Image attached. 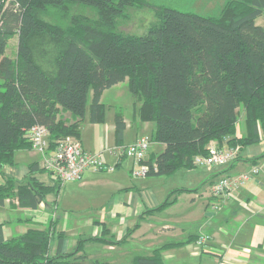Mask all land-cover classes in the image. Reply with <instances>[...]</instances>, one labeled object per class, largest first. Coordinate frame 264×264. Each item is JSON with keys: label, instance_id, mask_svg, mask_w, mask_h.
<instances>
[{"label": "trees", "instance_id": "1", "mask_svg": "<svg viewBox=\"0 0 264 264\" xmlns=\"http://www.w3.org/2000/svg\"><path fill=\"white\" fill-rule=\"evenodd\" d=\"M140 1L0 0V170L12 165L16 151L31 147L33 126L48 131L50 149L61 138L77 137L89 91V121L101 123V94L124 81L141 101L137 118L154 123L151 142L162 147L146 162V177L196 168L194 159L207 156L212 142L240 148L260 142L264 29L254 20L264 15V0L230 1L216 20L165 9L142 36L116 32L113 19ZM74 7L91 8L96 19L74 14ZM45 36L57 48L44 62L35 41ZM238 110L242 137L236 136ZM114 121L121 137L123 120L116 115ZM13 185L8 179L0 187V203L12 196ZM51 191L28 180L17 195L20 205L35 208ZM53 235L51 229H30L0 239V264H109L62 252L61 234L51 255ZM163 248L133 264H163Z\"/></svg>", "mask_w": 264, "mask_h": 264}, {"label": "crops", "instance_id": "2", "mask_svg": "<svg viewBox=\"0 0 264 264\" xmlns=\"http://www.w3.org/2000/svg\"><path fill=\"white\" fill-rule=\"evenodd\" d=\"M127 91L124 81L101 94V123H90L86 106L74 138L84 150L99 153L114 145L132 144L139 137L152 139L155 125L139 121L136 105L122 103ZM116 115L124 123L121 137L115 131ZM243 122V111L238 110L236 136L245 134ZM212 145L214 142L209 147ZM161 152L162 147L152 143L146 162ZM40 158L30 148L19 150L12 165L0 170V187L8 179L14 184L12 196L0 203V239L18 237L30 229H51L53 254L57 234H61L62 252L79 251L86 262L133 264L164 247L160 252L163 264H264V175L235 191L217 211H213L216 202L210 197V188L219 179L264 162V137L256 145L240 148L222 174L207 177L201 173L196 183L189 185L168 184L167 180L159 185L158 178L133 177L132 171L143 169L146 162L135 166L130 160H123L111 173L87 171L78 181L58 183L39 170ZM103 160L114 163L106 154ZM35 164L37 168L31 172ZM28 180L53 189L35 208L20 205L17 195L18 186ZM165 203L168 205L162 207ZM201 236L207 240L196 248L194 242Z\"/></svg>", "mask_w": 264, "mask_h": 264}, {"label": "built area", "instance_id": "3", "mask_svg": "<svg viewBox=\"0 0 264 264\" xmlns=\"http://www.w3.org/2000/svg\"><path fill=\"white\" fill-rule=\"evenodd\" d=\"M29 141L30 150L40 154L38 163L39 170L49 174L58 183L75 182L80 180L82 174L87 171L95 173H111L115 167L123 160H130L135 166H140L146 162L151 149V140L147 137H139L129 145L118 144L106 148L99 153H92L82 148L81 144L73 137L67 136L57 140L49 148V133L42 126L30 128ZM240 146L220 147L216 142L209 147L207 156L196 157L194 165L224 167L231 164L239 154ZM106 154L114 161L113 164H106L103 160ZM155 170V165H152ZM146 168L132 171V176L136 178L146 177ZM264 175V162L253 165L247 172L233 176L223 177L215 182L210 188V197L216 204L212 207L217 211L220 207L230 201L233 193L244 187L250 180ZM207 240L206 237H198L194 246L198 248Z\"/></svg>", "mask_w": 264, "mask_h": 264}, {"label": "rangeland", "instance_id": "4", "mask_svg": "<svg viewBox=\"0 0 264 264\" xmlns=\"http://www.w3.org/2000/svg\"><path fill=\"white\" fill-rule=\"evenodd\" d=\"M230 1L236 0H141L140 2L135 3L133 7L124 11L120 17L113 19L115 23V31L122 35L142 36L150 27L157 23L160 14L165 9L216 20L221 17L227 3ZM73 12L74 14L87 16L90 19H96V13L91 8L74 7ZM36 16L42 20L49 21L44 14L39 12H37ZM254 23L256 26L264 29V15L262 14L257 17L254 20ZM35 44L37 46V54L39 55L38 58L42 59L44 62L53 57V52L57 48V45L47 36L37 38ZM127 92L128 97L127 99L123 97L121 100L122 103L125 105L134 104L139 109L141 101L131 95L129 91ZM90 97L91 91H89L87 96V108ZM142 123H150L154 128L153 122ZM154 153H158L156 149L154 150ZM225 168H227V166L218 168L213 166H198L194 168L193 171H177L170 177H147V179L158 178V181L160 182L159 185L162 184V180H167L166 182L168 184L173 183L176 185V182H178L181 183V185H189L191 183H196V178L200 177L198 174L202 173L207 177L210 175H219L223 173V169ZM203 187L207 188V184H204ZM67 225L69 226V223ZM50 246H52V242L50 243ZM50 253L53 255L51 248ZM87 263H92V261H88Z\"/></svg>", "mask_w": 264, "mask_h": 264}]
</instances>
